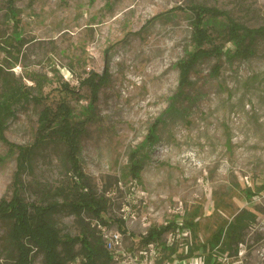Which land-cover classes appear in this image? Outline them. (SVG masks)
Returning <instances> with one entry per match:
<instances>
[{"label": "rangeland", "instance_id": "374dc122", "mask_svg": "<svg viewBox=\"0 0 264 264\" xmlns=\"http://www.w3.org/2000/svg\"><path fill=\"white\" fill-rule=\"evenodd\" d=\"M199 3L250 28L264 24V0H14L24 42L12 70L46 73L49 102L65 97L83 122L80 165L106 208V225L87 214L78 222L65 209L54 222L62 238L79 235L82 225L100 235L111 259L98 264H203L208 252L195 248L244 210L256 218L238 254H216L212 263L264 264V37L248 57L201 59L180 86L177 64L193 49L187 8ZM6 4L0 0V63L12 33ZM214 43L232 47L219 37ZM90 71L105 76L94 102L81 84ZM61 81L74 92L61 91ZM40 110L19 109L5 131L9 143L33 147L22 173L28 202L46 200L43 189L65 178V145L34 146ZM9 149L0 141V199L10 197L17 169L18 150ZM167 224L161 241L141 242ZM7 233L0 221V264L13 262ZM116 233L121 240L109 249ZM188 246L194 255L184 257ZM74 253L69 264H81L79 243ZM33 264H44L43 255Z\"/></svg>", "mask_w": 264, "mask_h": 264}, {"label": "trees", "instance_id": "16d2710c", "mask_svg": "<svg viewBox=\"0 0 264 264\" xmlns=\"http://www.w3.org/2000/svg\"><path fill=\"white\" fill-rule=\"evenodd\" d=\"M187 9L192 16L193 49L186 51V58L177 64L180 69V86L190 82L191 71L201 59L208 56L221 57L223 54L230 61L236 57H248L253 53L257 39L264 37V24L257 28L247 27L232 18L229 12L203 3L190 5ZM17 16L18 10L14 0H7L4 18L7 22H12V33L3 41L6 45L3 49L6 57L0 63V141L6 143L9 150H18V162L10 185V197L0 199V221L8 225L7 240L11 249L12 264H33V257L38 253L43 255L44 264L73 263L77 258L74 253L77 243L80 244L84 258L81 264H98L102 256L110 260V255L99 247L100 235L96 237L92 229L82 225L79 235L62 238L54 222L55 214L65 209L74 215L78 222L82 214H87L100 221V224L106 225L101 216V212L106 208L104 202L96 197L88 176L80 165L79 138L83 132V122L73 114L65 97L58 99L55 105L49 102L50 96L45 92V88L52 79L46 73L31 70L26 71L24 75H16L12 70L21 62L19 49L24 42ZM216 37L223 39L224 43H230L232 47L223 51L225 44H215ZM207 45L209 47L206 48ZM104 79V75H98L94 71H90L88 77L82 79L81 84L90 88L92 102L96 100ZM59 87L61 91H68V94L74 92L65 81H61ZM29 104L41 107L34 146L40 143H63L66 147L63 154L64 180L55 187L43 189L42 194L47 197L46 200L40 198L31 202L24 198L27 189L22 180V173L31 166L33 147L9 143L5 138L10 121L16 118L19 109ZM35 195L38 196V193ZM255 218L253 212L244 210L214 233L207 243H200L195 249L208 252L206 256H202L203 264H213L212 259L216 254L237 255L238 246L243 243L244 232ZM171 227V224L153 227L141 238V242H159L161 235ZM121 230L126 233L123 228ZM192 248L187 247V255L184 257L194 255ZM164 251H170L171 256L174 253L172 248Z\"/></svg>", "mask_w": 264, "mask_h": 264}, {"label": "built area", "instance_id": "2783aa9c", "mask_svg": "<svg viewBox=\"0 0 264 264\" xmlns=\"http://www.w3.org/2000/svg\"><path fill=\"white\" fill-rule=\"evenodd\" d=\"M120 240H121L120 235L118 233L114 234L107 243L109 249H112L116 244L120 242Z\"/></svg>", "mask_w": 264, "mask_h": 264}, {"label": "bare ground", "instance_id": "6f19581e", "mask_svg": "<svg viewBox=\"0 0 264 264\" xmlns=\"http://www.w3.org/2000/svg\"><path fill=\"white\" fill-rule=\"evenodd\" d=\"M215 133V132H214ZM193 171V170H192ZM182 187V186H181ZM185 188V187H184ZM181 189V188H180Z\"/></svg>", "mask_w": 264, "mask_h": 264}]
</instances>
